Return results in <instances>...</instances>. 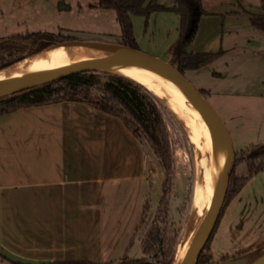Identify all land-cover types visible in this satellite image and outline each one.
<instances>
[{
    "label": "crops",
    "instance_id": "crops-1",
    "mask_svg": "<svg viewBox=\"0 0 264 264\" xmlns=\"http://www.w3.org/2000/svg\"><path fill=\"white\" fill-rule=\"evenodd\" d=\"M244 9L264 12L243 5L222 12L207 8L189 45L193 51L221 50L218 75L231 73L229 86L241 84L239 74L255 66L240 59L241 51L252 49L256 39L264 46V29ZM210 94L227 121L235 116L230 101L243 96L253 100L249 114H264L262 92L241 95L227 86ZM151 151L120 116L83 100L58 99L1 114L0 244L42 260H105V197L113 183L133 179H141L148 194Z\"/></svg>",
    "mask_w": 264,
    "mask_h": 264
},
{
    "label": "rangeland",
    "instance_id": "rangeland-1",
    "mask_svg": "<svg viewBox=\"0 0 264 264\" xmlns=\"http://www.w3.org/2000/svg\"><path fill=\"white\" fill-rule=\"evenodd\" d=\"M158 1L166 5L174 3L173 0ZM203 2L206 9L221 12L239 8L241 5L253 9L264 6V0H203ZM132 19L137 46L150 54L171 61L177 51L180 14L173 10H156L149 17L144 14H134ZM37 30L53 32L61 30L62 33L73 34L81 39L119 42L122 38V26L116 9L101 7L99 0H0V36ZM251 48L242 50L240 54L241 60L247 59L255 64L251 68L245 67L239 74L241 84L228 85L231 84L229 83L231 73L226 72L223 78L219 77L218 71L224 67L222 60L215 59L199 68L187 69L185 74L214 105L217 103V98L210 93L218 88L232 87L234 92L241 95L257 91L264 93V46H260L259 40L256 39L255 46ZM85 49L95 54L105 51L98 46ZM25 52L26 49L1 51L0 65ZM34 53L36 52L12 62L11 65ZM109 79L108 73L99 71L95 81L87 85L83 93L89 95L105 93ZM155 95L161 100L156 93ZM232 100L231 111L235 115L233 120L227 121L221 110L219 111L230 129L236 150L245 148L246 144L260 142L261 130L264 128V114L255 117L249 114L253 100L247 96ZM165 105L166 107L162 109L169 128L174 165L172 181L170 184L166 183L169 187L166 192L170 207L169 216L161 225H168L170 230L174 228L179 232L175 257L187 235L186 226L196 199L197 184L203 175L200 165L207 160L209 149L202 150L198 143V133L201 132L204 138V132L197 118L194 117L192 124H187L173 109ZM142 142L152 150L145 141ZM151 152L152 172L147 183L148 194L144 193L141 179H133L127 183H113L110 195L107 194L105 197L102 207L105 260L119 259L126 254L129 246L130 256L144 255L141 239L157 213L159 200L164 194L167 175L158 156L153 150ZM204 171L207 174L206 168ZM248 171L247 162H236V174ZM136 233L137 236L131 243ZM263 249L264 168L259 169L245 183L227 206L211 242L213 258L208 264H254L255 257ZM1 258L0 264H5L6 259L2 256Z\"/></svg>",
    "mask_w": 264,
    "mask_h": 264
},
{
    "label": "trees",
    "instance_id": "trees-1",
    "mask_svg": "<svg viewBox=\"0 0 264 264\" xmlns=\"http://www.w3.org/2000/svg\"><path fill=\"white\" fill-rule=\"evenodd\" d=\"M173 1L172 5H166L158 0H99V5L103 8L116 9L122 26V38L119 42L128 43L134 47H138L134 36L132 19L134 14H144L149 17L156 10L178 12L180 14V32L176 55L171 61L185 73L187 69L199 68L214 60L220 55L221 50L193 51L189 49V45L198 32L200 18L207 13V10L204 7L203 0ZM243 12L250 16L254 26L264 29V12L250 9H244ZM74 38L79 37L62 33L61 30L59 32L37 30L0 36V52L12 49L27 50L24 54L1 64L0 68L43 47ZM98 72L99 70L76 72L63 78L0 96V115L22 107L43 104L58 99L83 100L97 108L118 115L136 137L145 141L151 147L164 165L167 173L164 194L159 200L157 213L152 223L141 239L143 256H130L128 254L129 246L126 254L119 259H55L44 264H172L179 232L174 228L170 230L168 225H161L169 216L170 207L166 195L169 187L166 183L170 184L172 181L174 165L169 128L162 109L166 105L157 98L155 92L147 85L126 75L110 71H104L110 76L105 86V93L100 95L84 94L83 89L95 81ZM236 151L237 162H247L249 171L236 174L234 169L219 220L197 264H206L212 259L211 242L227 206L245 183L259 169L264 168V142L252 143ZM141 219H143V216H141Z\"/></svg>",
    "mask_w": 264,
    "mask_h": 264
},
{
    "label": "water",
    "instance_id": "water-1",
    "mask_svg": "<svg viewBox=\"0 0 264 264\" xmlns=\"http://www.w3.org/2000/svg\"><path fill=\"white\" fill-rule=\"evenodd\" d=\"M69 43L76 44L84 49L90 46H98L104 48L105 51L97 53L90 58L74 59L67 62L47 60L27 62L13 70L2 72V69L11 64L6 65L0 68V96L86 70L120 73L117 70L121 68L152 66L160 68L168 74L200 114L210 135L212 148L215 154L216 178L211 206L198 220L197 226L181 256L177 258L176 255L172 262V264H197L219 220L229 188L230 177L237 162V151L234 140L224 117L201 89L170 60L150 54L128 43L115 41L74 38L52 45ZM128 77L139 81L134 77ZM0 255L17 264H44L51 261L16 254L1 244ZM254 264H264V253L255 260Z\"/></svg>",
    "mask_w": 264,
    "mask_h": 264
},
{
    "label": "bare ground",
    "instance_id": "bare-ground-1",
    "mask_svg": "<svg viewBox=\"0 0 264 264\" xmlns=\"http://www.w3.org/2000/svg\"><path fill=\"white\" fill-rule=\"evenodd\" d=\"M94 55L95 53H91L76 44H56L46 47L22 59L19 62H16L2 69V72L13 70L24 63L37 60L67 62L74 59L90 58ZM117 71L122 74L134 77L145 85H147L148 87H150L165 104H167L171 109H173L177 113V115L185 123L192 124L194 117H196L201 126L203 127L204 138L201 135L202 133L200 132L201 134L198 133L197 135V140L202 150L208 148L209 153L207 155V160H204L203 164L201 163L200 165V167L203 169V171L200 170L203 175L201 177V180L197 184L196 199L191 208L192 210L190 218L186 226L187 235L185 236L182 246L178 250L177 254V258H179L197 226L196 220L199 219L210 208L212 203L216 178V161L215 154L212 148L211 138L197 109L185 96L182 90L173 82L172 78L168 74H166L162 69L152 66H132L121 68ZM202 127L197 126V128ZM205 168L207 174L204 171Z\"/></svg>",
    "mask_w": 264,
    "mask_h": 264
}]
</instances>
